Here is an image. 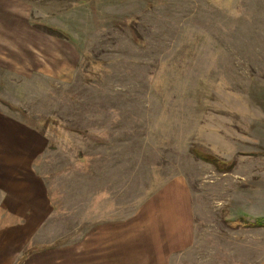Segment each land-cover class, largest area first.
Masks as SVG:
<instances>
[{"label": "rangeland", "instance_id": "1", "mask_svg": "<svg viewBox=\"0 0 264 264\" xmlns=\"http://www.w3.org/2000/svg\"><path fill=\"white\" fill-rule=\"evenodd\" d=\"M0 178L41 190L0 264H145L122 225L173 182L167 264H264V0H0Z\"/></svg>", "mask_w": 264, "mask_h": 264}, {"label": "crops", "instance_id": "2", "mask_svg": "<svg viewBox=\"0 0 264 264\" xmlns=\"http://www.w3.org/2000/svg\"><path fill=\"white\" fill-rule=\"evenodd\" d=\"M0 183L5 184L0 185V226H8L6 221L12 220L2 215H16L22 226L25 222L32 223L31 217L36 216L37 226L41 204L39 186L32 185L31 190H26L33 182L17 183L7 178H0ZM21 187L24 190L16 197ZM190 205L188 191L178 183L163 185L151 194L136 212L135 219L122 225L133 231L132 243L126 245L132 248L131 254H138L145 264H167L170 256L187 249L192 241L194 226ZM10 226L17 225L13 222ZM99 226H121V223Z\"/></svg>", "mask_w": 264, "mask_h": 264}, {"label": "trees", "instance_id": "3", "mask_svg": "<svg viewBox=\"0 0 264 264\" xmlns=\"http://www.w3.org/2000/svg\"><path fill=\"white\" fill-rule=\"evenodd\" d=\"M256 225H264V221L263 220H257Z\"/></svg>", "mask_w": 264, "mask_h": 264}]
</instances>
